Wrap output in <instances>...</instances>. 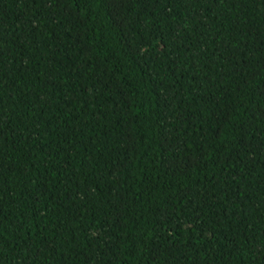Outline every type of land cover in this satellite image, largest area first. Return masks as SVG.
<instances>
[{
  "label": "trees",
  "instance_id": "trees-1",
  "mask_svg": "<svg viewBox=\"0 0 264 264\" xmlns=\"http://www.w3.org/2000/svg\"><path fill=\"white\" fill-rule=\"evenodd\" d=\"M0 264H264V0H0Z\"/></svg>",
  "mask_w": 264,
  "mask_h": 264
}]
</instances>
